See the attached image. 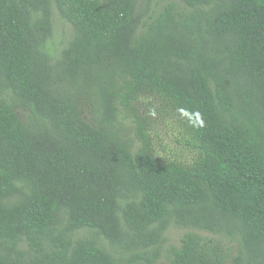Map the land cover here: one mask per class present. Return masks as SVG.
<instances>
[{"label":"trees","instance_id":"trees-1","mask_svg":"<svg viewBox=\"0 0 264 264\" xmlns=\"http://www.w3.org/2000/svg\"><path fill=\"white\" fill-rule=\"evenodd\" d=\"M147 95L191 163L128 132ZM0 264H264V0H0Z\"/></svg>","mask_w":264,"mask_h":264},{"label":"rangeland","instance_id":"rangeland-1","mask_svg":"<svg viewBox=\"0 0 264 264\" xmlns=\"http://www.w3.org/2000/svg\"><path fill=\"white\" fill-rule=\"evenodd\" d=\"M55 29L51 40V45L55 54H59L61 49L72 38L74 30L72 25L64 20L58 12H54ZM124 121L128 126V132L133 135L137 120L146 123L145 129L152 138L158 155L163 159H179L185 163H191L197 155V149L192 145L184 120L173 105L157 96H143L135 102L133 108L124 112ZM185 228L172 226L166 233V252L163 260H166L168 249L172 246H179ZM208 237H218L209 232H202ZM226 245H231L234 249L236 244L223 238Z\"/></svg>","mask_w":264,"mask_h":264}]
</instances>
